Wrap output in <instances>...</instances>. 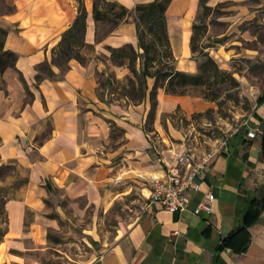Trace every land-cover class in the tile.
Wrapping results in <instances>:
<instances>
[{
  "label": "crops",
  "instance_id": "obj_1",
  "mask_svg": "<svg viewBox=\"0 0 264 264\" xmlns=\"http://www.w3.org/2000/svg\"><path fill=\"white\" fill-rule=\"evenodd\" d=\"M82 1L87 12L85 63L75 58L65 68L51 63L53 76L37 81L36 66L51 61L53 48L78 14V1L0 0L3 48L16 54L14 66L0 72V165L16 164L26 177L18 197L4 203L5 236L16 246L30 236L32 225L43 222L44 200L55 188L98 206L126 193L132 183L149 191L147 183L164 177L161 158L171 159L170 138L177 140L178 135L168 119L165 126L161 124L162 115L181 109L188 119L211 106L200 97L157 87L150 131L146 119L153 77H146L142 100H108L107 92L100 93L96 72L109 66L117 80L132 76L127 61L116 63L108 48L130 44L141 52L133 9L150 0H107L124 6L130 15L99 37L93 0ZM225 1L244 0H208L207 4ZM197 13L198 0H170L165 10L175 68L187 73L197 71L190 48ZM141 68L138 61L136 70ZM263 126L264 92L243 128L234 130L226 146L209 160L185 210L170 212L158 203L145 202L136 219L119 229L114 241L99 248L87 264H264ZM112 128L121 133L117 139L112 138ZM247 130L254 137H247ZM208 192L210 211L195 213ZM249 207L251 216L244 223ZM27 210L34 212L29 225ZM242 225L231 244L220 246Z\"/></svg>",
  "mask_w": 264,
  "mask_h": 264
},
{
  "label": "rangeland",
  "instance_id": "obj_2",
  "mask_svg": "<svg viewBox=\"0 0 264 264\" xmlns=\"http://www.w3.org/2000/svg\"><path fill=\"white\" fill-rule=\"evenodd\" d=\"M194 23L201 26V32L194 39L193 56L197 64L204 59L203 54H208L229 79L219 83L210 76L206 85L189 87L186 93L189 96L207 100L202 95L217 87L220 88L219 96L216 101L208 100L210 107L190 114L188 119L181 109L163 114L161 124L165 126L167 119L171 122V131L178 134L177 140L170 138L174 144L184 143L198 151H207L224 135L243 128L257 97L264 92V0L225 1L211 6L206 13L199 9ZM109 28L110 25L99 22L98 35ZM84 49H80L81 54ZM96 57L100 58L99 55ZM138 61L142 66L141 56L134 63L135 69ZM96 77L102 83L99 84L100 93L107 92L108 100L126 97L122 95L125 85L126 90L136 96V80L132 79L133 84H129L127 78L117 80L109 66L101 67ZM150 126L146 123L147 128ZM151 127L154 128L153 124ZM120 134L118 129L112 128L113 139ZM1 166L0 264H87L99 248L114 241L119 229L136 219L148 194V190L132 183L126 193L107 205L98 206L82 197L69 198L55 188L44 200L43 222L32 225L30 236L16 246L5 236L4 203L18 197L26 177L16 164ZM151 182L145 185L148 189ZM33 215L34 212L26 211V225Z\"/></svg>",
  "mask_w": 264,
  "mask_h": 264
},
{
  "label": "trees",
  "instance_id": "obj_3",
  "mask_svg": "<svg viewBox=\"0 0 264 264\" xmlns=\"http://www.w3.org/2000/svg\"><path fill=\"white\" fill-rule=\"evenodd\" d=\"M78 1V14L73 20L71 26L66 29L52 50L51 61H44L36 66L35 79L37 81L44 77H52L53 71L50 64H55L61 68L67 67V61L75 58L80 63H85L86 58L81 54L80 49L85 46L84 34L86 28L87 12L82 0ZM170 0H150L145 3L136 4L133 9V19L135 22L137 47L141 49V53L137 52L132 45L127 44L118 48H108L110 56L117 63H123V59L127 60L128 67L132 73L131 77H127L128 83L133 84L132 79L136 80V96L133 97L127 89V85L123 86L125 90L122 95L134 101H140L146 95V77L154 78V86L149 93L150 109L147 113L146 123L152 124L155 111V94L156 88L162 87L167 93L186 94L189 87H200L208 83V78L223 83L228 81L229 76L225 71L218 68L216 62L208 54H203L204 59L199 60L196 73H187L175 68L174 59L170 50L169 40L166 31L165 10ZM208 0H198V10L204 13L211 9L207 4ZM104 5L101 9L100 6ZM118 9L115 11V9ZM130 15V11L122 5L107 0H93L92 17L97 23L101 22L110 25L105 32L110 31L121 21H126ZM201 32V26L193 23L192 35L190 38V48L192 53L195 51L194 39L197 33ZM97 37L98 31L96 32ZM5 31L0 29V72L7 66H14L16 54L13 51L3 48ZM141 56L142 68L138 72L135 67V61ZM166 58V60H163ZM100 86L101 82L98 80ZM212 86V84H208ZM220 88H214L211 93L203 94L202 97L210 101H216L219 96ZM262 95H259L257 101H260ZM146 130H152V127H146ZM262 149L264 155V126L262 134ZM3 165V164H2ZM0 165V169H1ZM257 204V203H256ZM257 211V208H255ZM251 216V207H249L244 223L249 221ZM245 225V224H244ZM244 225L237 227L231 234L221 240L220 246L231 244V237L241 229Z\"/></svg>",
  "mask_w": 264,
  "mask_h": 264
},
{
  "label": "built area",
  "instance_id": "obj_4",
  "mask_svg": "<svg viewBox=\"0 0 264 264\" xmlns=\"http://www.w3.org/2000/svg\"><path fill=\"white\" fill-rule=\"evenodd\" d=\"M226 134L218 139L214 146L207 151H198L195 147L184 143L171 146V159L161 158L165 166V175L151 182L147 203H158L170 212L185 210L191 200V194L200 187L199 176L206 169L209 160L221 148L225 147L228 139L234 133ZM247 137H254L252 130L246 131ZM211 193L205 194L194 212L200 210L209 212L211 209Z\"/></svg>",
  "mask_w": 264,
  "mask_h": 264
}]
</instances>
